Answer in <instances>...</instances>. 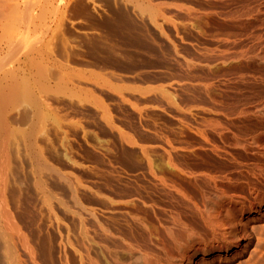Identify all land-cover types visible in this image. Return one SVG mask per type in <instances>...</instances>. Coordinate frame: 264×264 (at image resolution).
I'll list each match as a JSON object with an SVG mask.
<instances>
[{
	"label": "rangeland",
	"instance_id": "1",
	"mask_svg": "<svg viewBox=\"0 0 264 264\" xmlns=\"http://www.w3.org/2000/svg\"><path fill=\"white\" fill-rule=\"evenodd\" d=\"M150 1L161 6L156 5L160 11L156 10V17L153 15L155 22L159 23H156L157 27L152 22L153 17L130 8L131 2H127V9L120 3L122 8L118 6L124 12L112 18L107 10V0L85 1L89 10L92 11L93 6L92 17L75 1L69 2L62 26L50 38V44L44 47V51L45 48L48 51H45V65L47 69H54L50 58H54L55 53L58 60L68 65L70 74L75 71L84 74L78 78L81 73L78 72V76L72 73L73 83L69 80L66 90H71L72 95L83 94L86 101L76 95L70 96L69 91L64 94L65 91L50 90V94H36L39 98L40 94H44L42 98H49L46 102L57 114V120L53 113L45 118L42 125L45 132L38 134L40 143L45 146L43 151L48 158L45 153L43 155L46 160L53 161L61 171H70L72 174L69 175L72 179L73 175L74 179L78 178L77 182H87L84 183L87 187L83 186L86 189L78 187L82 191L77 190L79 195H85L82 203L96 208L98 221L107 225L112 233L133 236L142 249L159 253L168 226L187 223L201 228L195 208L203 206L202 198L214 186H211L214 184L212 179L216 178L217 185L224 186L230 193L245 192L247 184L255 182L253 168L262 165L263 159L249 146L246 150L242 146L236 147L234 137L246 129H264V117L253 114L255 106L264 98V62L259 54L264 49L261 44L264 41V12L258 14L257 21H250V25L248 22L234 23L224 16V12L231 11L230 7L237 4L235 0H203L210 7L201 3L204 9L197 19L192 12L196 0ZM207 6L212 7L213 12ZM214 11L218 13L211 14ZM202 45L206 47L205 51H217V54L210 61L207 56L208 63L203 62L204 65L197 68L194 63L198 57L195 56L198 55V46ZM219 49L220 52L225 49L227 56L225 52L221 55ZM239 51L246 52L245 56L232 60L230 55ZM218 54L224 58L219 56L217 59ZM225 56L229 60L225 61ZM184 59L189 62V68L183 64ZM52 68H49L50 73ZM184 82L187 87L182 85ZM199 83H205L206 87ZM80 84L79 92L77 86ZM82 85L86 88L83 89ZM202 86L204 90L200 89ZM93 95L101 100L102 108L92 102ZM99 107L102 111L106 108V117ZM236 110H244L245 114L236 116ZM210 121H217L220 126H214ZM51 179L48 180L50 188L65 198L66 190L61 182ZM207 179L208 187L204 184ZM92 189L96 192L94 196L90 192ZM32 196L33 191L29 189V201ZM43 213L41 218L44 214L47 216L46 212ZM46 216L42 220H47ZM56 216L61 219L60 226L72 234L68 235L69 240L74 238L72 244L79 247L76 221L58 208ZM242 220L245 223L240 227L241 231L251 232L254 228L257 232L256 229L264 224V217L254 221ZM90 223L86 219V230L97 237ZM46 229L41 231L46 233ZM49 229L48 232L53 231L49 234L52 241L48 239L51 244L47 242V248L43 247V250L40 246L39 253L42 251L44 257L38 253L39 259L47 258L44 250L51 257L49 252L53 248L49 247L56 244V238L52 237H57V233L53 228ZM262 231L251 240L247 249L237 255L238 258L235 256L236 260L212 258L209 264H245L247 260L264 259ZM56 251L54 246L50 252L53 257ZM68 253L73 256L71 248ZM42 258L39 262L45 264Z\"/></svg>",
	"mask_w": 264,
	"mask_h": 264
},
{
	"label": "bare ground",
	"instance_id": "2",
	"mask_svg": "<svg viewBox=\"0 0 264 264\" xmlns=\"http://www.w3.org/2000/svg\"><path fill=\"white\" fill-rule=\"evenodd\" d=\"M71 1L78 3L82 9L86 11L87 15L92 17L93 6L91 7L92 11L89 10L90 7L86 8L85 1L87 0H0V264H41L39 261H41L40 259L44 257V255L42 256L43 253L41 254L42 251L39 253V250L41 247L42 250L43 247L47 248L46 243L52 241V239H49L51 238L49 234L53 231L48 232V227H50V229L53 228L55 233H57V237H52L56 238V244L54 246H56L57 251L56 253L53 252L55 254L53 257L50 252L54 250V246L52 245V247L50 243L49 245L51 247H49V249L53 248L49 252L51 257L48 255V251L44 250L45 254L47 252V258H42L43 261L45 260V264H209L212 258L227 261H231L233 258L235 259V256L237 257L243 249H247L252 239L262 234L261 231L264 228L263 224L259 227L260 230L256 229L257 232L254 228L252 229L253 231L250 230L251 232L240 230V227L245 223V221L242 220L243 218L247 221H254L264 217V129H261V131L259 129V131L255 129V131L246 129L245 131H250L236 133L234 137L236 139V147L242 146L245 149L249 146L253 152L263 159L262 165L253 168L255 182L248 183L245 192L238 190L237 192L230 193L231 191L228 192L224 186L217 185L216 178L212 179L214 184L211 186H214L212 190L210 189L211 192L209 190L210 193L202 198L204 200L203 206H197L195 208L199 219L198 222L201 223V228H196V226L187 223H174L172 226H168L165 229L166 237L160 243L159 253H152L149 250L142 249L133 236L112 233L107 225L98 221L96 208L82 203V199L85 195H79V191L77 192V190H81V188L78 187H87V184H84L87 182L82 183L81 180L77 182L78 178H75V181L74 175L73 179L69 175L72 174L70 171H61L58 166L52 163L53 161L51 162L50 160L48 162L46 160L45 156L47 157V153L43 151L45 146L41 144L42 142L40 143L38 134L45 132V130H42L45 118L50 115V113H53L57 120V114H55V109L53 111V107H49L48 101L46 102L49 98H42L44 94H40L41 99L39 98V94L37 95L36 93L48 92L50 94V90H52L53 92L57 91L61 93L65 91L64 94L66 91H69L72 97L76 95H72L71 90H66L68 89L66 88L67 82L70 80V83H73L72 81L74 79V76L71 75L73 72L71 71L72 73L70 74L69 70H67L69 68L66 67L67 64L65 65L60 59L58 60L59 57L57 58L54 53V58L51 59V55L49 57L54 69L52 67H48L47 69L44 59L45 53L48 52L46 51L47 48H45L46 52L44 51V47H47L48 43L50 44L52 36H55L56 30L62 26L65 8ZM107 1H109L107 10L110 12L111 18L113 16H119L124 12V10L119 8L120 3L123 7H126L127 2H131L132 7L129 5L130 8H133V10L137 9L140 13L145 12L150 16L149 18L153 17L152 22L155 23L154 25L156 27L159 24L158 21L155 22L154 19L157 13L156 10L161 7L158 3L156 5L160 7H157L154 2L152 3L150 0ZM196 1L195 3L197 4L192 12L197 19L202 14L204 8H202L201 3L204 2L203 0L202 2L201 0ZM235 2H237V4L233 7L231 6L230 8L232 9L229 8L231 11L224 12V16L227 20H234L232 21L234 23H250V21L257 19L259 13L261 14V12H264V0H235ZM205 4L207 3H204V5ZM127 8L129 7H126V9ZM229 9L227 8V10ZM210 10L213 12L212 7ZM210 10L207 11L211 12ZM157 11L159 12L160 10ZM216 12L214 11V13L211 14H215ZM125 16H127V14ZM46 18H48V20L45 21ZM38 21L41 22L38 23ZM156 23L158 24L156 25ZM47 37L48 39H46ZM258 39H260V37L256 40ZM260 42H262V39ZM263 43L261 44L264 45ZM62 45L64 46V43ZM204 48L206 47H203V45L202 47L198 46V55L196 54L197 56H195L198 57L196 58L198 61L196 60L197 63H194L198 65L197 68H201L202 65H204L203 62H206L207 56L209 58L208 61L216 57L214 54H217V51L213 53L205 51ZM215 50H217V48H215ZM220 50L221 49H219V52ZM242 50L243 49H241V51ZM224 52L225 49L220 52V54L222 53L221 55H224ZM251 52H253V50H251ZM50 53L51 52H49V54ZM244 53L246 52L242 53L239 51V53L234 52L232 55H229L232 57V60L234 58L236 61L237 58L238 60L242 59L245 56ZM220 54L217 55V59ZM226 54L227 52H225V55ZM259 54L261 61L264 62V49H262ZM248 55L249 57L251 56L249 53ZM226 56L225 61L229 58ZM220 58H224V56H220ZM185 60L187 59H184V61ZM208 61L206 63H208ZM219 61L221 62V59ZM219 61L216 60L217 63ZM226 63L229 64V61ZM183 64L185 67L189 66L188 61L183 62ZM209 65L210 63L207 66ZM49 68L53 70H50L51 73L49 72ZM75 72L73 74L76 76L80 75L78 74L79 71H77V73ZM234 73L236 72L233 71V74ZM83 75L84 74L81 73V76H78V78ZM100 75L101 74H99L98 77L101 78L102 75ZM200 80L198 82L202 81ZM187 81L189 82V80ZM194 84L193 86L196 87ZM182 85L187 87V82L186 84L184 82ZM202 85H205V83ZM77 87H79L80 92L81 84ZM85 88L84 86L83 89ZM200 89L204 90L203 86ZM83 91L84 93L87 92V90ZM82 95L78 96L77 92L76 96L79 97V99L83 98L82 100L84 102L86 99H84ZM91 97H89V99ZM96 97L94 96V98H91L93 99L92 102H95V104L97 102V105L102 108L101 100L98 101L99 98ZM250 104L248 106H250ZM255 107L256 110L254 111L256 112L253 114H255V116L264 117V98ZM104 111L106 112V108L102 111L103 115L105 114ZM235 114H237L236 116H240L241 114H245V111L236 110L234 112V115ZM103 115L101 117L105 118L106 116L104 115V117ZM248 115L249 114H247V116ZM229 116H231L230 113ZM215 120L219 121V119ZM212 122L214 126H220L219 122L210 121V123ZM213 124L211 126H213ZM44 153L45 156L43 155ZM206 176L207 174L202 177L205 179ZM51 178L61 182L66 190L65 198L59 197L56 192L50 188V182H48V180ZM208 183L209 181L207 179V182L204 184L208 187L210 185ZM54 184H56V182H54ZM55 186H57V184ZM55 186L53 185L54 188ZM86 187L84 188L86 189ZM29 189L33 191L34 195L30 197L33 198L31 201H29L28 198ZM90 192L92 196L96 195L95 190L92 189ZM57 208L76 221L77 233L80 235L81 245H79V247H75L72 244V241L75 240L73 238L75 235L73 234L74 236L71 237L73 238L72 241L69 240V236L72 234L66 232L67 229L64 230L63 227L60 226L62 223H60L61 219L58 220V215L56 216ZM43 212H46L47 216ZM42 213L47 217V220H42L43 217L45 218V216L41 218ZM86 219L91 222L92 231L94 234L98 235L97 237H93V235H90L86 230ZM40 220L43 225L40 223ZM43 227L44 229L47 228L46 233H48V235L45 231H41L44 230L42 229ZM43 233L45 236L42 235ZM48 239L51 241L49 242ZM77 243L79 242L77 241ZM44 244L46 246H44ZM257 245L258 243L255 244V246ZM68 248H71L73 251V256H70L71 254L69 255ZM38 253L42 256L40 259ZM261 258L257 261H252L253 259L251 260L249 258L251 262L247 260L245 264H264V259Z\"/></svg>",
	"mask_w": 264,
	"mask_h": 264
}]
</instances>
